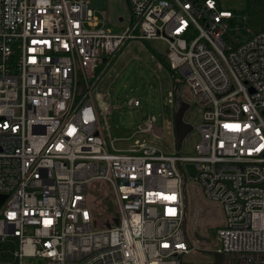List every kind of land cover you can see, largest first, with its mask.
Instances as JSON below:
<instances>
[{
	"label": "built area",
	"instance_id": "1",
	"mask_svg": "<svg viewBox=\"0 0 264 264\" xmlns=\"http://www.w3.org/2000/svg\"><path fill=\"white\" fill-rule=\"evenodd\" d=\"M126 2L113 31L91 0H0V264H182L195 243L186 161L221 205L222 264H264V30L231 43L233 12L217 0ZM132 39L164 41L201 107L192 155L138 137L154 135V115L126 136L103 125L117 105L94 89ZM99 181L107 225L90 195Z\"/></svg>",
	"mask_w": 264,
	"mask_h": 264
},
{
	"label": "rangeland",
	"instance_id": "2",
	"mask_svg": "<svg viewBox=\"0 0 264 264\" xmlns=\"http://www.w3.org/2000/svg\"><path fill=\"white\" fill-rule=\"evenodd\" d=\"M91 1L96 14L102 20L106 19L107 26L113 31H120V27L128 23L130 10L126 0ZM217 3L219 8L233 12L232 18L228 20L231 43L246 38L249 33L245 13L247 1L217 0ZM157 54L167 55V44L164 41L132 39L106 69L94 91L100 93L103 99L111 100L117 105L112 113L102 117L103 125L105 128L109 125L113 137L130 134L139 122L154 115L157 120L153 129L154 135L145 134L138 137L159 145L167 152H173L177 151L173 123L175 103L169 102V93L175 92L190 104L184 118L194 126L201 121V107L194 103L193 92L182 75H175ZM135 97L140 99L141 105L129 106L128 100ZM161 134L164 136L159 137ZM197 138L198 132L193 129L185 137L180 153L192 155ZM122 145L121 141L117 142V146ZM183 168L187 175L184 185L186 229L190 240L195 243L190 252L181 256V263L215 264L209 251L218 247L214 234L222 216L221 205L207 198L194 180L197 172L194 162L186 161ZM96 183L95 187L90 189L95 213L102 219V223L106 221V224H110L113 217L111 214L114 213L110 198L111 189L105 181ZM196 233L207 239H199ZM24 264H44V261L38 257H30Z\"/></svg>",
	"mask_w": 264,
	"mask_h": 264
},
{
	"label": "water",
	"instance_id": "3",
	"mask_svg": "<svg viewBox=\"0 0 264 264\" xmlns=\"http://www.w3.org/2000/svg\"><path fill=\"white\" fill-rule=\"evenodd\" d=\"M175 109L173 112V123H174V134H175V142L176 149L180 152L183 141L185 137L194 129V125L187 121L184 116L186 110L190 107V104L185 101L180 95L175 94ZM199 239H207L204 236H199L196 233ZM209 254L213 256V260L215 264H222L223 256L217 249H212L209 251Z\"/></svg>",
	"mask_w": 264,
	"mask_h": 264
},
{
	"label": "trees",
	"instance_id": "4",
	"mask_svg": "<svg viewBox=\"0 0 264 264\" xmlns=\"http://www.w3.org/2000/svg\"><path fill=\"white\" fill-rule=\"evenodd\" d=\"M246 1H247V5H246L245 13L247 18V27L249 29L248 36H250L254 33L264 30V0H246ZM144 41H148V40H144ZM157 55L159 59L163 61V63L167 65L169 69H171L167 55L164 54H157ZM112 206H113V210L115 211L113 203ZM110 208L111 206H109V209ZM101 220L102 219H100V222H102ZM100 225H102V223Z\"/></svg>",
	"mask_w": 264,
	"mask_h": 264
},
{
	"label": "crops",
	"instance_id": "5",
	"mask_svg": "<svg viewBox=\"0 0 264 264\" xmlns=\"http://www.w3.org/2000/svg\"><path fill=\"white\" fill-rule=\"evenodd\" d=\"M175 93V92H174ZM176 94V93H175ZM221 210H222V208H221ZM224 223V215H223V211H222V216L220 217V219L218 220V224H217V226H219V225H222ZM216 226V227H217Z\"/></svg>",
	"mask_w": 264,
	"mask_h": 264
},
{
	"label": "flooded vegetation",
	"instance_id": "6",
	"mask_svg": "<svg viewBox=\"0 0 264 264\" xmlns=\"http://www.w3.org/2000/svg\"><path fill=\"white\" fill-rule=\"evenodd\" d=\"M217 248V247H216ZM211 255V254H210ZM212 256V255H211ZM212 258H213V256H212Z\"/></svg>",
	"mask_w": 264,
	"mask_h": 264
},
{
	"label": "bare ground",
	"instance_id": "7",
	"mask_svg": "<svg viewBox=\"0 0 264 264\" xmlns=\"http://www.w3.org/2000/svg\"><path fill=\"white\" fill-rule=\"evenodd\" d=\"M216 241V240H215ZM214 262V261H213Z\"/></svg>",
	"mask_w": 264,
	"mask_h": 264
}]
</instances>
